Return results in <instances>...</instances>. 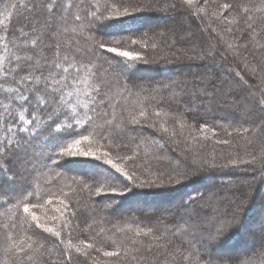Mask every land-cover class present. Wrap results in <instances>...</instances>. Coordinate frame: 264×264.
<instances>
[{
	"label": "trees",
	"instance_id": "1",
	"mask_svg": "<svg viewBox=\"0 0 264 264\" xmlns=\"http://www.w3.org/2000/svg\"><path fill=\"white\" fill-rule=\"evenodd\" d=\"M39 2L58 7L55 33L41 35L38 45L59 43L61 58L69 57L73 72L81 69L82 82L72 89L75 118L69 107L68 116L40 122L37 115L30 123V111L19 119L17 101L8 133L0 109V148L9 140L13 145L0 157V205L6 204L0 207V264H69V252L70 264H264V230L247 256L214 259L209 254L221 245L239 246L253 227L246 228L247 218L264 217V183L254 206L253 195L224 190L219 180L233 169L250 170L253 179L263 175L264 0ZM30 7L31 0H0V58L16 51L9 45L5 52L9 39L23 47L21 29L29 42L35 38L24 20ZM6 11L11 12L7 19ZM155 18L160 23L153 24ZM101 42L143 58L116 57L99 48ZM45 56L54 59V49L44 48L41 59ZM142 72L158 77H138ZM97 87L103 89V103L99 114L89 113V123L83 103L91 106L89 96L99 99L93 92ZM74 140L81 143L72 151L87 155L67 154ZM179 198L177 209L169 204L122 211L132 202L158 206ZM26 203L35 205L30 212L40 224L60 236L37 228L23 212ZM224 225V235L212 240ZM105 251L120 255L106 257Z\"/></svg>",
	"mask_w": 264,
	"mask_h": 264
},
{
	"label": "snow or ice",
	"instance_id": "2",
	"mask_svg": "<svg viewBox=\"0 0 264 264\" xmlns=\"http://www.w3.org/2000/svg\"><path fill=\"white\" fill-rule=\"evenodd\" d=\"M186 4L193 5L195 0H185ZM12 8H16L17 5L13 3L11 5ZM58 4L55 2L51 3H40L39 0H31V7L28 9L30 15L24 16V20L27 28L32 32L36 33L35 38L31 39L30 42L27 39L28 32L23 31L21 29V35L25 37L22 40V45L14 44L12 40H8L5 44V52L8 53L10 51L9 45L12 46L16 51L12 52L11 55H6L4 58H0V92L4 93L3 96H0V109H3V116L6 125V130L8 133H11L13 130L14 122H15V114L12 105L17 101L21 102L22 112L19 116L20 120L24 119L23 112H31L32 120L30 123H35L37 115L41 116L40 122H50L56 120L60 116H68L67 109L71 107L73 118L76 116V108L72 107L71 97L73 96L72 89H75L76 85L81 80V69L79 67L75 68V72L71 69L73 65L69 62V57L67 55L61 58V45L56 43L55 45H38V41L41 38V35H47L49 38L52 37L53 33H55V22L53 13L55 12ZM224 8L231 7L230 5H222ZM107 11V8H106ZM247 11V9H245ZM44 13L41 15V13ZM125 15H127V9L125 8ZM11 16V12L6 11L5 18H9ZM95 18L96 14L93 13ZM103 17V13L100 14ZM107 19H112L111 16L107 17ZM64 22L67 23V17L63 18ZM76 21L80 20L79 16L75 17ZM3 22L0 21V24ZM251 27V25H248ZM41 29H44L45 32H41ZM73 32L76 31L75 28L72 29ZM135 43V41H133ZM99 48L105 49L108 53H115L116 57L124 58L128 61L140 60L143 57L139 53L120 50L115 47L106 46L104 43H99L97 45ZM40 49L38 52L37 49ZM44 48H53L55 51V58L49 59L46 56L44 59H41V55L43 53ZM73 46L71 44L68 45V51H71ZM23 52V55L20 53ZM8 61V66H4V60ZM63 59V63L61 62ZM78 59V58H77ZM120 65L123 67H127L126 64L123 63V60L119 61ZM94 75H99V70H97ZM95 97H99V99H95L93 96H89L88 99L91 101V106L89 103L84 102L83 108L87 109L85 112V118L91 123L93 117L89 115L91 112H96L99 114L100 109L98 107L99 104L103 103V89L102 88H94L93 89ZM14 93L15 95H9ZM87 95V93H85ZM194 95H198L193 93ZM35 98V103H32V99ZM179 103H186L189 101H178ZM77 104L81 103L79 99L76 101ZM107 106V105H105ZM46 114V117H45ZM141 116H146L145 112L140 113ZM156 115L159 116L160 113L156 112ZM57 131L59 129H56ZM82 139L87 140V136H83ZM227 143V141H224ZM81 140H74L71 145L68 146L67 154L68 155H87L86 152L72 151V149L76 148V146L80 145ZM13 148L11 140L7 144L4 145L3 148H0V157H3L8 152H10ZM64 154V153H61ZM107 155V152L105 153ZM99 159V157H97ZM106 163L111 164L112 168L116 170V172H121L122 170L111 160L106 161ZM264 163V161H262ZM0 171H3V168H0ZM127 179L131 180L133 177L128 173H123ZM127 187V185L125 186ZM123 194V192H121ZM51 203V201H49ZM30 203H26L23 205V212L30 215L32 220L36 222L37 228H42L45 233H51L55 237H59L60 233L55 231L50 227H45L40 224L39 217H36L30 212V207H34ZM0 207H6L5 205H0ZM227 225H224L217 232V236L212 237V240L217 239L218 237H222L224 235V228ZM264 230V229H262ZM139 231L137 235H139ZM36 239H46L40 237L39 233H33ZM147 235V233H145ZM211 242V241H209ZM203 243V241H202ZM93 245L89 244L88 248H92ZM21 252H25V249L22 247L19 249ZM77 251H79L77 249ZM106 257L119 256V252L115 251H105L103 253ZM23 259V258H21ZM30 260L31 257L29 256ZM72 256L70 252L68 253V261L69 264L71 262ZM211 264V262H209Z\"/></svg>",
	"mask_w": 264,
	"mask_h": 264
},
{
	"label": "rangeland",
	"instance_id": "3",
	"mask_svg": "<svg viewBox=\"0 0 264 264\" xmlns=\"http://www.w3.org/2000/svg\"><path fill=\"white\" fill-rule=\"evenodd\" d=\"M161 17L165 20L163 15ZM152 23L153 24L160 23V21L158 18H155ZM137 76L141 77V78H147V79H154V78L158 77L157 73H155V72L154 73L142 72V73H139ZM254 82L257 83V79L254 80ZM231 171H233V172L231 174H228V177L226 179H224V178L219 179L218 178L219 180L222 181L221 185L223 186V189L229 190V191L232 190L233 192L236 191V189H238L240 191L241 195H244V196H246V195L252 196L253 195V203L255 206V201H256V198L258 196V192H257L258 189L257 188L258 187L261 188V186H263L262 183H264V169H263V175L260 173L259 176H256V179H253L252 176L255 174L251 175L250 170L233 169ZM219 180L214 178V182L219 181ZM212 182H213V178L207 179V181L204 182L205 183L204 185L209 187V185H211ZM219 183H220V181H219ZM256 183H257V185H256ZM255 196H256V198H255ZM263 198H264V194H263ZM139 203H142V202H132L129 205H126V207H128V208L123 207L122 211H124V212L136 211V210L151 211L153 209H155V210H159L161 208L167 209L169 204H170L169 207H171L173 209H177V208H179V205L182 203V200H180V198H179L175 201H167V202L162 203L158 206H157L156 202L154 204H151L148 202L147 203L143 202L146 204L143 207H140L141 205H139ZM235 212L240 213V211H238V210L237 211L235 210ZM261 215L264 216V212ZM245 222H246L245 223L246 228H248V226L249 227L253 226V227L247 229V231H249V233L247 235L245 234V237L242 239V241L238 242L239 246L231 249V248L227 247V245H225V246L223 245V247H221L222 246L221 245L220 247L215 248L211 252H209V254L211 253L212 258L219 259V258H225V257H232L234 255L244 257V256H247L253 248L257 247V244L261 241L258 238L260 236V234L258 232L261 231L262 229H264V217L261 218V216H257V217L247 218V220ZM250 229L254 230L255 233L250 232ZM249 234H252L254 236H249Z\"/></svg>",
	"mask_w": 264,
	"mask_h": 264
},
{
	"label": "bare ground",
	"instance_id": "4",
	"mask_svg": "<svg viewBox=\"0 0 264 264\" xmlns=\"http://www.w3.org/2000/svg\"><path fill=\"white\" fill-rule=\"evenodd\" d=\"M132 201H134V200H132Z\"/></svg>",
	"mask_w": 264,
	"mask_h": 264
}]
</instances>
